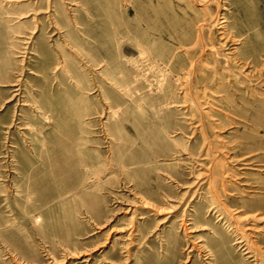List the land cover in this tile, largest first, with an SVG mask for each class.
<instances>
[{
  "label": "rangeland",
  "instance_id": "obj_1",
  "mask_svg": "<svg viewBox=\"0 0 264 264\" xmlns=\"http://www.w3.org/2000/svg\"><path fill=\"white\" fill-rule=\"evenodd\" d=\"M0 264H264V0H0Z\"/></svg>",
  "mask_w": 264,
  "mask_h": 264
},
{
  "label": "bare ground",
  "instance_id": "obj_2",
  "mask_svg": "<svg viewBox=\"0 0 264 264\" xmlns=\"http://www.w3.org/2000/svg\"><path fill=\"white\" fill-rule=\"evenodd\" d=\"M236 57H238V56H236ZM236 57H235V58H236ZM239 57H241V56L239 55ZM240 60H241V59H240ZM195 63H196V61H195ZM196 67H197V66H196ZM192 68H194V67H192ZM195 71H196V70H195ZM195 75H196V74H195ZM188 76H189V75H188ZM248 164H249V163H248Z\"/></svg>",
  "mask_w": 264,
  "mask_h": 264
}]
</instances>
